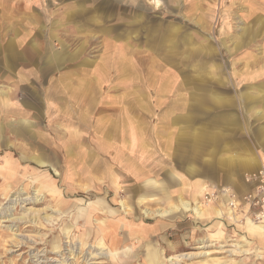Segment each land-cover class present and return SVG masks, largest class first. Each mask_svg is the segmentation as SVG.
Masks as SVG:
<instances>
[{
    "label": "rangeland",
    "instance_id": "obj_1",
    "mask_svg": "<svg viewBox=\"0 0 264 264\" xmlns=\"http://www.w3.org/2000/svg\"><path fill=\"white\" fill-rule=\"evenodd\" d=\"M0 63V264H264V0H0Z\"/></svg>",
    "mask_w": 264,
    "mask_h": 264
},
{
    "label": "bare ground",
    "instance_id": "obj_2",
    "mask_svg": "<svg viewBox=\"0 0 264 264\" xmlns=\"http://www.w3.org/2000/svg\"><path fill=\"white\" fill-rule=\"evenodd\" d=\"M0 92H1V90H0ZM1 93H3V92H1ZM4 110L7 112L8 111V109L7 108H4ZM3 111V110H2ZM22 121H19V123L21 124V125H23V126H25L26 127V130L28 129H30V122L29 121H24V120H26V119H21ZM25 127H22L23 129H25ZM33 159L35 160V162L37 163V164H40V165H44V164H46V162L44 161V160H42V159H40L39 157H33ZM230 158L229 157H226V161H228ZM202 183V182H201ZM161 192H164V189L161 191ZM160 192V193H161ZM146 194V192L144 193V195ZM153 195H156V193L155 194H153ZM145 196H143L142 195V198H144ZM196 198V197H195ZM142 200V199H141ZM122 204V203H121ZM180 204H181V207L185 210V211H190V210H194L195 212H196V215L198 214V215H200L201 214V210L199 209V206H191V204L188 202V201H183V200H181L180 201ZM92 205V206H91ZM90 209H91V212H93V211H96L97 209H102V210H104L106 213H108V212H113V211H115V210H113L112 208H110V206L108 205V203H106V202H104V200L103 199H101V200H99L98 202H94V203H91L90 204ZM94 209H96V210H94ZM202 209V208H201ZM86 210H88V208L86 209ZM85 211V210H84ZM161 211V210H160ZM155 212L156 211H153L152 210V212L150 213H148L147 212V214H155ZM164 213V211L163 212H161V214L162 215H164L163 214ZM261 215V214H260ZM258 216L259 218L260 217H262V218H264V215H261V216ZM82 216H83V214H82ZM87 218V217H86ZM101 224H103V223H101ZM86 226V225H85ZM250 226H248V228H249ZM256 227L258 228V229H260L262 232H264V223H262V224H258V225H256ZM101 234H100V239L101 240H103V238H107L108 237V235L105 233V229L103 228L102 230H101ZM121 234H123V233H121ZM251 234V233H250ZM111 240H112V242L117 246V244H118V240H123V239H117L116 238V235H114V236H112V238H111ZM81 244H83V242L81 243ZM95 255H97V256H99V255H103V253L100 251V252H97V253H95ZM115 255H113V256H111V257H113V258H115L114 257ZM148 264H160V256L158 255V253H157V251H153V252H151L150 253V255H149V257H148Z\"/></svg>",
    "mask_w": 264,
    "mask_h": 264
},
{
    "label": "crops",
    "instance_id": "obj_3",
    "mask_svg": "<svg viewBox=\"0 0 264 264\" xmlns=\"http://www.w3.org/2000/svg\"><path fill=\"white\" fill-rule=\"evenodd\" d=\"M4 57H6L5 55H4V50L2 51V58L4 59ZM0 64H3V63H0ZM1 90V89H0ZM1 92H3V93H1ZM1 92H0V118H1V116H5L6 114H8V113H11V114H16L17 116L18 115H20L21 113L20 112H18V111H15V110H12L11 108H9L8 109V107H9V101H8V99H4V91L3 90H1ZM4 108H7L8 109V111L6 112L5 110H4ZM3 110V111H2ZM64 111H66V110H60V111H57L58 113H57V116H60L61 114H63V112ZM4 118V117H3ZM21 119H23L22 117H18V120L19 121H22ZM17 120V123L16 122H11V123H9V125L8 126H10L11 127V130H10V132L12 133V134H14V135H17V134H24L26 131H28V129L26 130V127L25 126H23V125H21L20 123H19V121ZM25 121V120H24ZM62 123V125L64 124L63 122H61ZM1 126V128H0V133H2L3 132V128H2V125H0ZM9 127V128H10ZM22 127H25V129H23ZM76 131H74V133H75ZM260 134V133H259ZM261 135V134H260ZM263 141H264V139H263ZM66 143V147H67V145H68V141L67 142H65ZM3 144V143H2ZM66 153H67V155H66V158H70L71 160H72V158L73 157H75L76 156V154L74 155V152L72 151V149L70 148V146L69 147H67V149H66ZM223 157H229L228 155L227 156H224L223 155ZM230 158V157H229ZM255 161H257V160H255ZM48 164V163H47ZM261 163H260V161H259V165H260Z\"/></svg>",
    "mask_w": 264,
    "mask_h": 264
}]
</instances>
